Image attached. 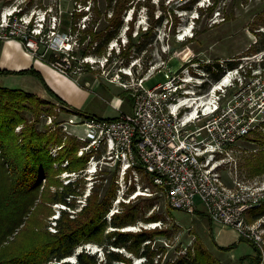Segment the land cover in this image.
<instances>
[{
	"label": "rangeland",
	"instance_id": "rangeland-1",
	"mask_svg": "<svg viewBox=\"0 0 264 264\" xmlns=\"http://www.w3.org/2000/svg\"><path fill=\"white\" fill-rule=\"evenodd\" d=\"M28 1L0 0V21L2 14L9 11L16 9L17 12H22V17L30 22L31 28H34L32 31L36 33L40 31L37 34L40 43V56L38 57H42L48 49L65 52L69 49L70 53L86 45L88 38L81 44L75 42L76 36L74 33L70 34L69 29L64 25H69L71 12L82 13L76 17L79 28L93 22L94 12L92 6L89 8V5H93L92 0L91 2L90 0L87 2L83 0H31V4H28ZM99 5L102 8L107 4L99 0ZM121 14L124 24L115 38L106 44H99L95 49L91 48L86 56L77 55L79 58L76 60L77 64L83 59L86 61L81 63L82 72L73 76L71 80L88 93L84 107H82L88 112L101 114L105 108H108V113L114 112L115 108H123L127 112H132L134 96L128 86L133 84L136 78L145 75L153 68L156 72L145 82L148 87L158 82L163 83L179 68V71L187 67L191 73L202 72L203 70L197 66V63L202 68L207 63L219 62L223 69L229 68L227 64L232 61L244 67L252 65L256 70H261L264 66V62L261 61L264 50H255L263 38L259 34L264 30L261 18L264 16V0H134ZM107 17H110V12ZM129 31L132 33L133 40L128 35ZM64 32L69 42L64 40L67 39ZM57 53L58 51L55 55ZM65 58L71 64L73 63V59L67 54L62 59ZM192 63L195 64L191 65ZM255 75L253 80L264 83L263 72L255 71ZM88 79L92 82L90 88H85L83 84ZM4 82H6L4 76H1L0 85L7 87ZM21 86L18 84L16 88ZM233 93L234 90H232ZM228 98H232V95L229 94ZM42 99L50 101L52 112L50 115H41L39 127L46 125L51 130L60 129L62 144L72 138L79 145L78 155L88 153L85 168L69 172L64 169L68 160L58 158L61 146H50L51 156L55 159L54 167L62 168V171L60 170L55 176L61 183L58 186L59 190L69 180L80 184L79 189L82 193L75 196L77 204L75 210L82 207L87 196L92 194L95 188L100 190L102 183V185H108L112 177L116 196L107 217L109 219L114 212L118 210L120 212L124 204L131 203L137 208V222L134 225L117 229L138 231L146 228L157 230V232L162 231L153 236L150 244L155 253V264H164L165 261L175 258L188 249L194 251L197 245L203 246L220 264H251L248 256L254 254L253 247L238 236L232 228L215 222L210 223L205 209H201L200 206L198 209H201L204 214L197 211L190 214L172 209L159 188L147 183L142 170L136 169L123 175V168L120 165L116 167L114 160L103 161L107 156L105 147L97 152H90L87 149L89 140L84 126L64 124L73 115L71 116L70 112H63L56 100ZM21 127L18 126L15 131H21ZM257 131H261L262 135L257 136L251 133L249 137H261V139L252 141L244 138L239 141V145L235 146V148H240L241 152L236 149L233 154L240 174L245 173L249 178L261 180L264 179V173L251 175L248 171L249 165H246L249 159L258 155L259 150L264 149V126L258 127ZM80 136H83L85 140L80 139ZM92 156L102 162L97 165L96 170L93 167L95 162ZM227 159L221 164V173L224 180L230 183L234 164L227 162ZM102 173L108 177V180H101ZM51 189L55 190L56 186H52ZM48 207L51 210L50 214L37 213L32 219L36 222L40 217L48 230L53 232L55 231L54 221L59 217L60 209L66 208L70 212L73 209L62 203H53ZM154 213L161 215L164 219L148 221L147 219ZM113 229L109 227L107 231ZM226 246L232 247L223 248ZM107 247L111 250L123 251L125 257L130 259L126 262H115V264L145 263L143 257L136 256L123 248H114L108 241L105 245L95 241L83 245L85 250L104 261H107L105 250ZM80 250L81 246L76 252ZM67 259L74 260V257Z\"/></svg>",
	"mask_w": 264,
	"mask_h": 264
},
{
	"label": "built area",
	"instance_id": "built-area-1",
	"mask_svg": "<svg viewBox=\"0 0 264 264\" xmlns=\"http://www.w3.org/2000/svg\"><path fill=\"white\" fill-rule=\"evenodd\" d=\"M29 24L16 9L2 14L0 40L16 39L36 56L40 31L33 32ZM263 57L264 51L261 61ZM85 61L73 65L65 58L51 65L61 73L77 75ZM197 66L203 71L191 73L187 67L179 68L166 81L151 87L145 82L155 68L136 78L128 86L134 96L132 112L115 108L118 114L112 119L88 114L79 119L73 115L64 124L83 125L88 134L87 149L97 152L105 147L103 161L119 163L123 175L138 170L140 164L139 170L172 208L190 214L199 206L205 209L212 222L232 228L253 243L260 254L259 264H264V216L248 220L249 211L264 203V179L240 174L233 154L236 149L241 152L235 148L239 141L264 124V83L253 80L255 71L264 74V66L261 70L242 64L226 68L206 88L203 83L209 80L208 75ZM226 158L234 164L230 183L221 173ZM92 160L96 170L102 162L95 156Z\"/></svg>",
	"mask_w": 264,
	"mask_h": 264
},
{
	"label": "trees",
	"instance_id": "trees-1",
	"mask_svg": "<svg viewBox=\"0 0 264 264\" xmlns=\"http://www.w3.org/2000/svg\"><path fill=\"white\" fill-rule=\"evenodd\" d=\"M87 1L89 0H83V2ZM28 2L31 4V0ZM92 2L93 5H89V8L92 6L94 12L93 22L79 28L76 17L82 13L71 12L69 25H64L65 28L69 29L70 34L73 35L74 33L76 36L75 42L81 44L88 38L86 45L70 53L63 50L48 49L42 58L49 64L56 60L62 61V58L67 54L73 59L72 64L74 65L79 59V55L81 57L86 56L91 48L95 49L99 44H106L115 38L124 24L121 13L134 0H103L107 5L102 8L99 5V0H92ZM108 12H110V17H107ZM17 14L21 15L22 12L18 11ZM261 18L264 26V16ZM128 35L130 39H134L131 31L128 32ZM259 35H262L263 38L255 49L257 51L264 50V30ZM56 51H58L57 55H55ZM38 55L40 56L39 51L36 56ZM237 64L236 61L228 62L227 67L232 68ZM202 68L210 77L208 81L203 83L204 88L217 81L225 71L219 62L207 63ZM0 73H31L43 81L40 74L33 68L20 71L0 70ZM68 75L75 76L70 73ZM45 86L59 103L61 110L70 112L65 101L46 84ZM51 107L50 101H46L32 92L22 88L0 85V264H115V262L130 260L125 257L123 251L111 250L108 247L105 249L107 261L99 260L95 254H91L83 248L84 244L91 241L104 245L108 241L110 246L114 248H123L136 256L143 257L145 260L143 264H155V253L150 244L153 236L162 233V231L157 232V230L146 228L138 231L117 229L134 225L137 222V208L131 203L124 204L121 211L114 212L109 219L107 217L116 196L112 177L108 185H102V183L100 190L95 188L92 194L87 196L85 203L79 210H75L77 207L75 196L82 193L79 189L80 184L69 180L59 190L58 186L61 183L55 176L60 170L62 171V168L54 167L55 159L51 156L50 146H61L58 158L68 160L64 169L69 172L83 170L88 160V153L78 155L79 145L72 138L62 144L60 129L51 130L46 125L39 127L41 115H50ZM73 112L84 115L76 110ZM116 116L105 118L112 119ZM18 126H22L21 131L16 132L15 129ZM254 133L257 136L262 135L261 131H254ZM245 138L252 141L261 139V137L250 138L249 136ZM118 164L115 166L118 167ZM246 165H249L248 171L251 175L264 173V149L259 150L258 155L249 159ZM137 168L141 169V165L138 164ZM145 177L148 184L157 187L149 177L146 175ZM105 179L108 180V177L103 174L101 180ZM52 186H56V189L52 190ZM53 203H62L73 211L70 212L66 208L60 209L59 217L54 221L55 231L51 232L40 217L39 221H36L38 223L34 222L32 218L37 213L50 214L51 210L48 206ZM196 211L204 214L201 209ZM263 216L264 203L249 211L248 220L252 221ZM163 219L164 217L154 213L147 220ZM210 223H212L211 220ZM109 227L114 229L107 231ZM249 243L254 250V254L248 256L249 261L251 264H258L260 261L259 251L253 243ZM80 246L81 250L76 252ZM231 247L223 248L230 249ZM71 256L74 257V260L67 259ZM164 264L220 263L203 246L197 245L194 251L188 249L175 258L165 261Z\"/></svg>",
	"mask_w": 264,
	"mask_h": 264
},
{
	"label": "crops",
	"instance_id": "crops-1",
	"mask_svg": "<svg viewBox=\"0 0 264 264\" xmlns=\"http://www.w3.org/2000/svg\"><path fill=\"white\" fill-rule=\"evenodd\" d=\"M30 68L35 69L43 78V81L31 73H0V77L4 76V80L6 81L4 82V85H7V87L10 86L12 88H16L18 84H21L22 86L20 88L25 91L32 92L41 98L55 100V98L48 92V89L45 86L46 84L54 93L65 101L71 116L75 115L78 118L82 116L73 112L74 110L82 112L83 114L102 117L117 115V110L112 113H108V108H105L101 114L83 110L82 107H84L83 105L86 101L88 93H86V90L83 87H79L74 82L72 83V76L61 73L42 57L32 55V53L28 52L24 48L20 41L15 39L5 41L0 40V70L20 71ZM91 82L92 81L90 79L85 80L83 86L85 88H90ZM95 82L97 84V80ZM120 110L127 112V110H124L123 108Z\"/></svg>",
	"mask_w": 264,
	"mask_h": 264
}]
</instances>
